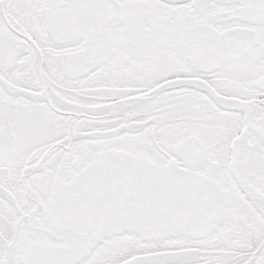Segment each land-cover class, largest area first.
Returning <instances> with one entry per match:
<instances>
[{"label": "snow or ice", "instance_id": "obj_1", "mask_svg": "<svg viewBox=\"0 0 264 264\" xmlns=\"http://www.w3.org/2000/svg\"><path fill=\"white\" fill-rule=\"evenodd\" d=\"M0 264H264V0H0Z\"/></svg>", "mask_w": 264, "mask_h": 264}]
</instances>
